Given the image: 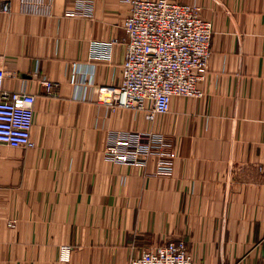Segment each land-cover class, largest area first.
I'll use <instances>...</instances> for the list:
<instances>
[{
    "label": "crops",
    "instance_id": "obj_1",
    "mask_svg": "<svg viewBox=\"0 0 264 264\" xmlns=\"http://www.w3.org/2000/svg\"><path fill=\"white\" fill-rule=\"evenodd\" d=\"M178 1L212 24L202 95L148 121L99 100L121 79L123 0H0L4 87L35 95L34 146L0 145V264H128L168 241L191 264H264V0ZM132 133L171 141L169 176L154 154L112 158Z\"/></svg>",
    "mask_w": 264,
    "mask_h": 264
},
{
    "label": "built area",
    "instance_id": "obj_2",
    "mask_svg": "<svg viewBox=\"0 0 264 264\" xmlns=\"http://www.w3.org/2000/svg\"><path fill=\"white\" fill-rule=\"evenodd\" d=\"M23 1L34 9L44 2ZM123 2L128 15L122 22L125 56L121 79L116 85L100 86L99 100L112 109L141 112L151 121L169 112L173 97H200L198 82L204 78L210 54L212 24L201 17L199 7L178 0ZM4 76L0 70V145L32 148L35 95L6 89ZM74 79L72 74L70 81ZM44 87L51 94L55 85L45 81ZM108 150L115 161L134 165H145L154 154L155 172L161 176L172 173L176 158L169 139L150 133L117 139ZM69 252V247L62 249L63 261H68ZM128 264H191V258L183 241H168L132 256Z\"/></svg>",
    "mask_w": 264,
    "mask_h": 264
},
{
    "label": "rangeland",
    "instance_id": "obj_3",
    "mask_svg": "<svg viewBox=\"0 0 264 264\" xmlns=\"http://www.w3.org/2000/svg\"><path fill=\"white\" fill-rule=\"evenodd\" d=\"M183 1H186V0H183Z\"/></svg>",
    "mask_w": 264,
    "mask_h": 264
}]
</instances>
